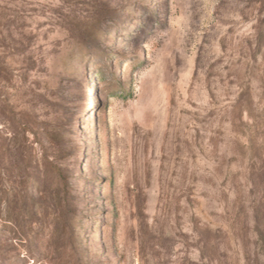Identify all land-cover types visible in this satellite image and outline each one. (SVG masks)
<instances>
[{
  "label": "rangeland",
  "instance_id": "1",
  "mask_svg": "<svg viewBox=\"0 0 264 264\" xmlns=\"http://www.w3.org/2000/svg\"><path fill=\"white\" fill-rule=\"evenodd\" d=\"M0 264H264V0H0Z\"/></svg>",
  "mask_w": 264,
  "mask_h": 264
},
{
  "label": "trees",
  "instance_id": "2",
  "mask_svg": "<svg viewBox=\"0 0 264 264\" xmlns=\"http://www.w3.org/2000/svg\"><path fill=\"white\" fill-rule=\"evenodd\" d=\"M46 173L47 172H45L43 175H46ZM52 175H53V177H59V180L60 181H63V185H66V183L64 182V180H63V178H64V176H63V172L59 169V168H54L53 170H52Z\"/></svg>",
  "mask_w": 264,
  "mask_h": 264
}]
</instances>
